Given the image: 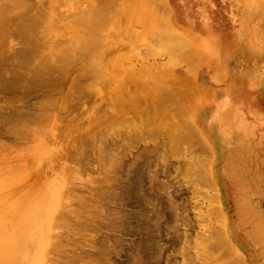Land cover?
Wrapping results in <instances>:
<instances>
[{"label":"bare ground","instance_id":"6f19581e","mask_svg":"<svg viewBox=\"0 0 264 264\" xmlns=\"http://www.w3.org/2000/svg\"><path fill=\"white\" fill-rule=\"evenodd\" d=\"M241 2L237 25L224 32L170 0H0V95L23 94L29 105H11L0 122L13 123L14 140L39 143L0 145V264H264V0ZM159 56L170 71L146 65ZM205 68L223 88L201 86ZM72 73L75 90L104 107L65 142L74 165L30 176L27 162L40 165L57 147L50 112H80L73 93L62 100L54 87ZM173 154L184 157L180 186L197 196L212 190L209 219L200 212L192 222L185 192L169 178ZM94 165L85 193L69 184ZM229 198L237 219L225 212ZM192 224L203 230L191 233Z\"/></svg>","mask_w":264,"mask_h":264},{"label":"rangeland","instance_id":"374dc122","mask_svg":"<svg viewBox=\"0 0 264 264\" xmlns=\"http://www.w3.org/2000/svg\"><path fill=\"white\" fill-rule=\"evenodd\" d=\"M40 1H42V0H36L37 4ZM170 1L182 13H186L187 14V13H190V12H196V13H200V14L201 13L205 14V16L211 18V21L210 22L217 23L219 25V27L221 28V30L224 31V32H227V30L229 28H232L233 26L237 25L238 21L235 20V19H233L234 18V13H240V16H241V12L243 10L242 9V2H241L242 0H170ZM66 7L68 9L70 6L69 7L66 6ZM36 10L37 9L35 8L33 10V12H36ZM61 10L65 11V9H62V8H61ZM76 10L77 9L74 8V6H73V9L71 8L70 11L72 13H74V12H76ZM67 38L69 39L70 37L68 35H62L61 37H59L57 39H59V41H64ZM12 39L15 41L16 38L13 37ZM16 42L19 43L17 41V39H16ZM12 43H14V42H12ZM17 43H14V44L17 45V46L15 45L16 48L17 47L19 48V46H20L19 44L20 43L19 44H17ZM118 52H119L118 49L115 50V54L118 53ZM106 60H107L106 63H108L109 59H106ZM135 62H137L138 64H140V61H135ZM168 64H169V59H168L167 56H159L157 58L150 57V60L147 62L146 65H148L149 67L153 68L155 71H158L160 68H162V69L164 68L165 71L166 70L167 71L168 70L170 71V69H172V68H170V66ZM155 67H159V68L156 69ZM177 68L178 69H185L186 68V64L179 63V65L177 66ZM162 69H161V71H164ZM203 71H204V73H202V75L203 74H205V75L202 76V78L204 77V79H203V81L201 79L200 84H201V86L203 85V88L204 89H208V90L209 89L210 90H213L214 89L215 90V89H221V88L224 87V83L222 81H213L212 79H209L208 80V78L211 77V75H209V74L214 73V71L212 69H206L205 68L204 70H201V72H203ZM205 79L207 80V82L205 81ZM74 81L76 83L77 82V79H76V76L72 73L71 75H69V77L62 78L61 80L55 82L54 83V87H55L56 91H58V93L60 92L63 95L62 96L63 97L62 100H64V96H71L70 93H73L74 94V97H75L74 102L79 106L80 112H79V110H77V112L75 110H71L70 112L67 111L66 112L67 119H66V117H63V116H62L63 118L62 117H59V115L65 113V112H61V109H59V108H57V110H52L50 112L51 125H52L51 128H52V130L55 128L56 131H54V133H56L58 135V138H56V141L53 140V143H51V144H56L57 147H56V150L54 152L53 157L52 158H49L47 160H44L43 162H41L40 165H36L37 163L35 161H34L35 162L34 164L31 163V161L30 162H27L28 164L26 165L25 169L27 168L28 170H25L24 169V172L25 171H28L29 174H30V176L36 175L35 174L36 172H38V174L45 173V175H47L46 174V172H47L48 173V176L51 177L52 175H55L57 172H59V169L60 168L67 167V166H69V164L74 165V164L70 163L67 160V158H64L66 156L67 152H68V149L67 148L70 147V144H66L65 142H68V141L71 142V140L73 139V137L77 133H81V131L84 130L83 125L85 124L86 120H88L90 118L89 113H90V111L92 109H94L95 107H99V108H101V107L103 108L104 107V104H101V103L98 104V103H96L97 101L94 98L93 99H91V97L84 98L85 96L81 95L77 90H75V87L74 86H76V85L74 84L72 86L71 83H74ZM101 89H102V87H99L98 89L97 88H94L92 92L94 94H97V93H99L97 91H100ZM21 96L23 97V94H21V95L19 94V96H16L15 97V101H13V102L10 101L9 102V100L7 99V97H3V99H2L1 98V95H0V107H1L0 108V119L2 117H3L2 119L8 117V115L11 112H13L12 109H11V105L13 107V110L14 109L15 110H17V109H19V110H25V109L28 108V106H29L28 105V102H26L25 99L22 98ZM253 96H256V93H253ZM29 100H31V99H28L27 101H29ZM7 102H9L10 104L7 103ZM15 102L16 103L18 102V103L16 104ZM11 103H14V104H11ZM6 112H7L8 115L6 114ZM58 119H61L62 122L60 120L61 123H59L58 122ZM7 122H6V120L5 121L3 120V122H0V132L3 131V130L5 131V134H4V131H3V133L0 134V145L1 144L3 145L4 143L7 145V144L13 142L12 145H10V144L7 145V146H10L9 149L12 150L14 146L15 147L17 146L18 147L17 149L20 150V146L21 145L26 146V144H27V147L29 148L30 146H33V147L35 146L36 147L39 144L37 140H36L37 142H35V143L34 142H30L29 143V140L27 138H25V137H23L22 139L16 138L17 141L21 140L20 142H17L16 140H14V137L12 138L13 135L11 136L9 133H7V132H13V128H14L13 126L14 125H13V123L11 124V122H8V123ZM3 127H5V129ZM44 127H43V129H45L44 131H46V132H47L48 129H50V127H48V128H46V126H44ZM59 130H61V131L59 132ZM49 132L50 131H48V133ZM48 133H46V134L48 135ZM47 138H48V136H47ZM117 139H118V142L117 143H120L121 144L122 142L119 141L120 140V137L117 138ZM9 140H11V142H9ZM159 140H160L159 138L158 139H155V140H151L149 143H147L146 146H150L151 149L152 148L154 149L159 144V142H160ZM7 142H9V143H7ZM17 143L19 145H15ZM31 143H32V145H31ZM15 147H14V149L12 151H15V149H16ZM142 147H143V145H140L136 149L133 148L132 149L133 150L132 153H134V154L138 153V151ZM30 149H32V148H30ZM30 149L27 151L28 153H29ZM0 150L3 151V149H0ZM31 152H32V150L30 151L29 154L30 155H33V154H31ZM163 153H164V151H161L160 150V154H163ZM134 154L131 155L130 157H128V159L127 158L126 159L129 160L131 157L134 156ZM94 155L96 156V154H94ZM174 155L175 154H173V156L170 155V159H169V161H172V162H169V166H170L169 169H168L170 171L169 178L172 181V183L174 184V185L172 184L174 187L177 186L178 188H181V190H183L185 192L183 194L185 196H181V197L184 200H186L185 202H186L188 211L190 213V217L192 219V222L195 223L197 221H201L200 216H197L196 217L195 214L201 212L202 213V216H203V213L204 214H207V212L209 211L210 207H212L214 205V203L212 204V202H210L209 199H208V197L206 196V194L211 195L212 194V190L211 189H206L204 187L196 186V188L201 189V190L204 188V191H202V195L197 196V194H193L194 189L190 188L188 190V187L187 186H185V185H181L180 186L179 185V182L180 181L178 179H180L182 181L183 180L182 178H185V176L184 175L183 176L180 175V173L178 171V167L181 166L180 165L181 163H184V157H183V155H180L181 157L179 159L178 158L179 157V154H176L175 156ZM30 157H32V156H30ZM30 157H28V158H30ZM225 158L226 157H224L223 159H221V164L225 163ZM159 161H161V160H159ZM222 161H224V162H222ZM43 163H44V166L42 165ZM255 163H256V160L251 163L252 165H249V169H250L249 170V174H248L249 176H251L252 174H254L256 172V169H255L256 164ZM45 164H46V167L47 168L45 167ZM253 164H255V165H253ZM65 165H67V166H65ZM160 165H161L160 167L163 168L162 162H160ZM32 166H34V167H32ZM42 166H43V168H46V169H42ZM154 167H156V166H154ZM160 167H156V168L159 169ZM29 169L33 171L34 175H32V171H30ZM0 170H1V167H0ZM44 170H45V172H42ZM49 172H51V173H49ZM27 173L24 174L26 178H27L26 175H28ZM1 174L2 173L0 171V176H1ZM95 174H96V176H98L97 173H96V165L92 166L88 170L83 171V174L80 177L78 176L79 177L78 179L71 180L69 184H72V185L75 184V183L78 184L79 187L80 186L82 187V189H83L82 191L84 192V186H82V185L83 184H87V183H84V182H88V180L91 179V178L90 179H87V178L88 177L94 178ZM163 175H164V173H163ZM181 176H182V178H181ZM161 178L163 179L165 177L164 176H161ZM68 179H69V177H68ZM184 181H185V179H184ZM81 182H83V184ZM182 182H181V184H182ZM26 184H29V183H26ZM93 186H95V185H93ZM1 190H3L2 192L5 191L3 188ZM179 192H181L180 189H179ZM231 195L233 196V193H231ZM257 200H258V205H259L260 209L264 210V197L258 198ZM224 209H225V212L227 211L230 215H232L233 218L237 219V215L235 213V209H234V205H233L232 199L229 198V201L226 203V206H224ZM203 217L209 219V215L208 214L206 216H203ZM217 223L218 222H215L214 223V221L212 220V222H209L208 223V225H207L206 228H208V230H213L215 227H217ZM199 224H200V222H199ZM192 225L193 226L191 228V233H197V234H199V232L203 230L202 228L198 227L195 224H192ZM246 244H247L246 247L249 249V252L250 253H253V255H254L255 248H254V245L252 244V242L247 241ZM256 259L257 260H260L261 262L259 261V262H256L255 264H259V263L262 264V258L261 257H256Z\"/></svg>","mask_w":264,"mask_h":264}]
</instances>
